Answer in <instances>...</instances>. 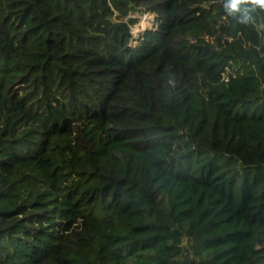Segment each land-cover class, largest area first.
<instances>
[{
  "label": "trees",
  "instance_id": "16d2710c",
  "mask_svg": "<svg viewBox=\"0 0 264 264\" xmlns=\"http://www.w3.org/2000/svg\"><path fill=\"white\" fill-rule=\"evenodd\" d=\"M226 4L0 0V264H264V10Z\"/></svg>",
  "mask_w": 264,
  "mask_h": 264
},
{
  "label": "rangeland",
  "instance_id": "374dc122",
  "mask_svg": "<svg viewBox=\"0 0 264 264\" xmlns=\"http://www.w3.org/2000/svg\"><path fill=\"white\" fill-rule=\"evenodd\" d=\"M153 20V15L145 14L141 16L139 21L130 28L133 39H137L139 36H141L146 29H151L154 27ZM136 43L137 42L131 39L129 41V44L132 46H134Z\"/></svg>",
  "mask_w": 264,
  "mask_h": 264
},
{
  "label": "clouds",
  "instance_id": "9594fccd",
  "mask_svg": "<svg viewBox=\"0 0 264 264\" xmlns=\"http://www.w3.org/2000/svg\"><path fill=\"white\" fill-rule=\"evenodd\" d=\"M250 3L255 7H259L261 10H264V0H228V4L225 7L230 11L239 10L241 4ZM247 19V17L245 18Z\"/></svg>",
  "mask_w": 264,
  "mask_h": 264
}]
</instances>
